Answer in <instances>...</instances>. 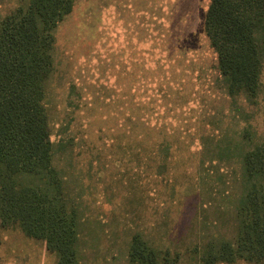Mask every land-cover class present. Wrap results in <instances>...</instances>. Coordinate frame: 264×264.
Listing matches in <instances>:
<instances>
[{"label":"rangeland","instance_id":"obj_1","mask_svg":"<svg viewBox=\"0 0 264 264\" xmlns=\"http://www.w3.org/2000/svg\"><path fill=\"white\" fill-rule=\"evenodd\" d=\"M20 2L2 0L0 18ZM208 4L74 0L53 30L44 102L53 165L78 209V264H141L129 257L136 234L155 264H205L201 246L231 237L240 149L264 140V65L253 102L226 92L204 32ZM56 260L0 222V264Z\"/></svg>","mask_w":264,"mask_h":264},{"label":"trees","instance_id":"obj_2","mask_svg":"<svg viewBox=\"0 0 264 264\" xmlns=\"http://www.w3.org/2000/svg\"><path fill=\"white\" fill-rule=\"evenodd\" d=\"M2 0H0L1 2ZM74 0H21L0 18V222L57 253L55 264H78V209L53 165L45 83L53 70V30ZM204 32L225 88L253 102L264 65V0H209ZM245 128L242 141L250 142ZM239 197L230 238L201 246L205 264L239 259L264 264V140L239 152ZM159 253L137 234L129 257L155 264Z\"/></svg>","mask_w":264,"mask_h":264},{"label":"crops","instance_id":"obj_3","mask_svg":"<svg viewBox=\"0 0 264 264\" xmlns=\"http://www.w3.org/2000/svg\"><path fill=\"white\" fill-rule=\"evenodd\" d=\"M204 23V22H203ZM210 44V43H209ZM212 48V47H211ZM213 49V48H212ZM215 52V51H214ZM216 54V53H215ZM216 60H217V56H216ZM218 68V67H217ZM218 71H219V69H218ZM219 74H220V72H219ZM222 78V77H221ZM227 92V91H226ZM77 232H78V229H77ZM76 253H77V251H76ZM239 260H243V259H239ZM237 261V260H236ZM243 261H246V260H243ZM235 262V261H234ZM234 262H231V263H234ZM246 262H248V263H253V262H249V261H246ZM56 263V262H55ZM218 263H224V262H218ZM226 263V262H225ZM253 264H258V263H253Z\"/></svg>","mask_w":264,"mask_h":264}]
</instances>
